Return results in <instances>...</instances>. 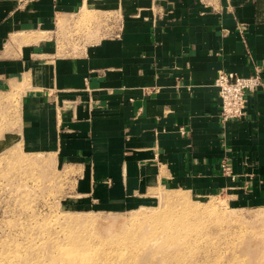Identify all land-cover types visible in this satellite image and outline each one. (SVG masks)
<instances>
[{"label": "crops", "instance_id": "1", "mask_svg": "<svg viewBox=\"0 0 264 264\" xmlns=\"http://www.w3.org/2000/svg\"><path fill=\"white\" fill-rule=\"evenodd\" d=\"M85 10L91 35L66 46ZM255 67L264 79V0H0V92L24 85L20 141L77 166L93 208L152 185L264 204V89L223 123L215 87Z\"/></svg>", "mask_w": 264, "mask_h": 264}, {"label": "rangeland", "instance_id": "2", "mask_svg": "<svg viewBox=\"0 0 264 264\" xmlns=\"http://www.w3.org/2000/svg\"><path fill=\"white\" fill-rule=\"evenodd\" d=\"M96 19L74 18L66 46L85 40ZM23 87L0 92V264H264V204L240 202L233 190L152 185L120 210L81 203L77 166L20 141ZM162 191L184 193L197 217L172 209Z\"/></svg>", "mask_w": 264, "mask_h": 264}, {"label": "built area", "instance_id": "3", "mask_svg": "<svg viewBox=\"0 0 264 264\" xmlns=\"http://www.w3.org/2000/svg\"><path fill=\"white\" fill-rule=\"evenodd\" d=\"M221 101L220 118L223 123L246 117L248 96L264 89V79L261 69L255 67L249 76H240L234 72L219 71L215 79ZM229 165L222 164L224 172H228Z\"/></svg>", "mask_w": 264, "mask_h": 264}, {"label": "bare ground", "instance_id": "4", "mask_svg": "<svg viewBox=\"0 0 264 264\" xmlns=\"http://www.w3.org/2000/svg\"><path fill=\"white\" fill-rule=\"evenodd\" d=\"M164 191H162V193L160 194V196H159V199L160 200H162L163 202H166V203H169L170 202V205L173 207L174 206V208H172V209H175V208H178V209H181L180 211V213H184V215L186 214H189V216H191L190 214H193V215H196V213L198 212L197 210H195V208L194 207H192L191 205H190V202L187 200V198L185 197V194L184 193H181V192H179V191H176L175 193H172V192H170V193H163ZM165 203V204H166ZM161 204H163V203H161ZM164 204V205H165ZM171 209V210H172ZM168 210V209H167ZM174 211H176V210H173L172 211V213L174 212ZM177 212V211H176ZM161 213V212H160ZM166 213V212H165ZM171 213V216H174L173 214ZM175 213V212H174ZM199 213V212H198ZM176 214V213H175ZM188 216V215H187ZM151 216H142V218H144V219H149ZM194 217V216H193ZM195 217H197V215L195 216ZM151 218H153V217H151ZM192 218V217H191ZM155 219H159V215H156L155 216ZM171 225V224H170Z\"/></svg>", "mask_w": 264, "mask_h": 264}]
</instances>
